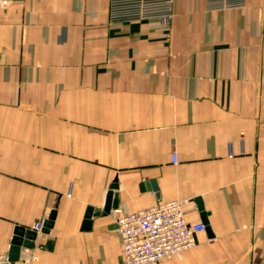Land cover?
Here are the masks:
<instances>
[{"label":"crops","instance_id":"1","mask_svg":"<svg viewBox=\"0 0 264 264\" xmlns=\"http://www.w3.org/2000/svg\"><path fill=\"white\" fill-rule=\"evenodd\" d=\"M108 1L0 13V254L56 212L18 263L124 264L119 217L178 200L204 223L200 199L210 230L165 264H264V0H175L171 27L110 25Z\"/></svg>","mask_w":264,"mask_h":264},{"label":"built area","instance_id":"2","mask_svg":"<svg viewBox=\"0 0 264 264\" xmlns=\"http://www.w3.org/2000/svg\"><path fill=\"white\" fill-rule=\"evenodd\" d=\"M207 12L245 8L247 0H205ZM21 0H0V13ZM175 0H109L108 22L119 25L131 22L159 21L168 25L174 15ZM243 153V149L241 150ZM229 155H236L229 147ZM173 163L177 155L173 153ZM71 196V194L69 195ZM188 201H171L117 219V232L122 241L124 264H165L181 258L197 244V235L206 231L202 222L189 223L184 207ZM38 233L43 223L35 225ZM0 264H41L36 255H29L23 263L11 262L9 255L0 254Z\"/></svg>","mask_w":264,"mask_h":264},{"label":"water","instance_id":"3","mask_svg":"<svg viewBox=\"0 0 264 264\" xmlns=\"http://www.w3.org/2000/svg\"><path fill=\"white\" fill-rule=\"evenodd\" d=\"M111 192L107 197V201L104 209L89 208L86 213V221L84 223V228L88 229L91 226L92 218H99L107 216L111 211L118 210L119 208V196L116 192L118 190L117 184H114L111 187ZM199 209L202 212V220L207 225V230H210L208 227L207 214L203 210V205L200 199L196 200ZM56 218V212H52L49 219L45 222L43 226L42 233H49L53 228L54 221ZM117 228V225L115 226ZM37 238V232L30 231L23 227H17L15 230V236L12 241V248L9 254L11 262L16 263L19 261L21 248L28 250H33L35 247V240Z\"/></svg>","mask_w":264,"mask_h":264},{"label":"rangeland","instance_id":"4","mask_svg":"<svg viewBox=\"0 0 264 264\" xmlns=\"http://www.w3.org/2000/svg\"><path fill=\"white\" fill-rule=\"evenodd\" d=\"M171 22L168 25H164L159 21H142L138 23L137 26L139 27H154V26L155 27H171ZM121 26H126V25H121Z\"/></svg>","mask_w":264,"mask_h":264}]
</instances>
